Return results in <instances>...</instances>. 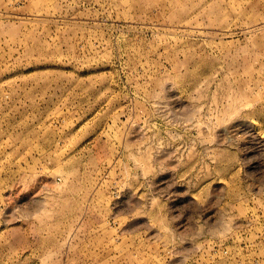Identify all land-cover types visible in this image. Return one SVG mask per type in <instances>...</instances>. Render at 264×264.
Masks as SVG:
<instances>
[{
	"label": "rangeland",
	"instance_id": "obj_1",
	"mask_svg": "<svg viewBox=\"0 0 264 264\" xmlns=\"http://www.w3.org/2000/svg\"><path fill=\"white\" fill-rule=\"evenodd\" d=\"M0 264H264V0H0Z\"/></svg>",
	"mask_w": 264,
	"mask_h": 264
}]
</instances>
